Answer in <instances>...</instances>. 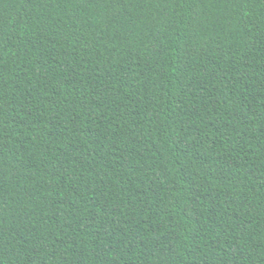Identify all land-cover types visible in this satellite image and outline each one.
Masks as SVG:
<instances>
[{"label":"trees","instance_id":"1","mask_svg":"<svg viewBox=\"0 0 264 264\" xmlns=\"http://www.w3.org/2000/svg\"><path fill=\"white\" fill-rule=\"evenodd\" d=\"M0 264H264V0H0Z\"/></svg>","mask_w":264,"mask_h":264}]
</instances>
